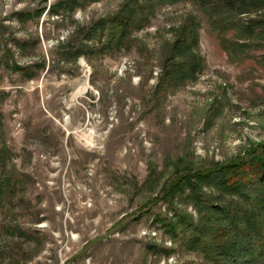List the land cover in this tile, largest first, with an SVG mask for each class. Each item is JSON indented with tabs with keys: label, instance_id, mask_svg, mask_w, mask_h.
Segmentation results:
<instances>
[{
	"label": "rangeland",
	"instance_id": "obj_1",
	"mask_svg": "<svg viewBox=\"0 0 264 264\" xmlns=\"http://www.w3.org/2000/svg\"><path fill=\"white\" fill-rule=\"evenodd\" d=\"M59 1L0 0V184H12L0 187V264H215L190 239L204 208L250 202L201 182L197 206L188 181L249 159L247 176L258 173L264 39L225 50L189 1L70 0L55 15ZM128 7L146 18L102 46L99 24ZM189 18L196 67L170 81L165 60ZM243 220L264 264V220Z\"/></svg>",
	"mask_w": 264,
	"mask_h": 264
},
{
	"label": "trees",
	"instance_id": "obj_2",
	"mask_svg": "<svg viewBox=\"0 0 264 264\" xmlns=\"http://www.w3.org/2000/svg\"><path fill=\"white\" fill-rule=\"evenodd\" d=\"M167 3L189 1L195 3L207 14L209 25L219 33L221 45L225 50L242 49L251 47L253 40L264 39V0H160ZM70 0H60L56 5L50 7L53 14L58 15L59 7L70 8ZM248 13H260L261 17L243 21L240 17ZM145 15L139 14L132 7L121 10L107 22L100 23L98 29L104 33L107 30V41L102 46L120 44L129 30L137 28L143 21ZM199 24L192 18L184 20L177 30L175 39L170 46L169 55L165 60V75L170 81L185 78L190 75L196 67L197 58L185 59L186 54L192 47L197 46V31ZM233 31V36L226 38V34ZM245 38V39H244ZM247 40L249 44L240 43ZM88 41V40H87ZM259 43V41L257 42ZM85 47V48H83ZM77 50L85 51L86 46H76ZM84 49V50H82ZM183 52L179 56L176 53ZM181 59V60H180ZM21 71L22 68H17ZM1 131V121H0ZM260 154L257 156L258 173L255 176H247L250 172L249 160L237 161L233 165H226V174L229 176H208L211 170H207L204 176L197 174L193 176L197 183L189 179L192 187L190 199L202 203L201 186L204 182L207 186L214 187L219 193L229 196H240L248 199L250 209H240L235 213L230 212L227 207L208 206L204 208L202 224L197 226L190 236L195 249L209 252L210 258L215 264H256L253 258V247L245 243L241 236L247 235L240 226V220L250 218L252 213L260 214L264 220V144L258 146ZM254 157H251V159ZM1 162V160H0ZM4 164V163H3ZM254 166V165H253ZM1 183V182H0ZM10 184V181H7ZM7 184H0L3 189ZM12 184L8 185L11 187ZM253 196V197H252ZM211 204V203H210ZM253 223V222H252ZM208 236L206 241L202 238Z\"/></svg>",
	"mask_w": 264,
	"mask_h": 264
}]
</instances>
